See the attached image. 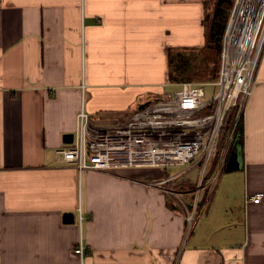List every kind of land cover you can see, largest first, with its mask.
I'll use <instances>...</instances> for the list:
<instances>
[{
  "label": "crops",
  "instance_id": "0c3cea01",
  "mask_svg": "<svg viewBox=\"0 0 264 264\" xmlns=\"http://www.w3.org/2000/svg\"><path fill=\"white\" fill-rule=\"evenodd\" d=\"M205 1L0 0V264H264V197L250 202L264 194V53L238 182L221 179L191 233L149 171L81 173L58 155L83 106L123 123L179 87L171 50L205 46Z\"/></svg>",
  "mask_w": 264,
  "mask_h": 264
},
{
  "label": "built area",
  "instance_id": "2783aa9c",
  "mask_svg": "<svg viewBox=\"0 0 264 264\" xmlns=\"http://www.w3.org/2000/svg\"><path fill=\"white\" fill-rule=\"evenodd\" d=\"M258 20L254 32L247 34V47L242 46L243 35L237 32L235 37L229 35L231 21L225 33L219 80L212 84L217 89L212 99L206 93V87L212 85L183 83L176 91L164 94L161 100L141 108L125 122L116 124L95 120L83 106L74 143L58 151L62 162L74 166L81 173L127 170L167 172L173 167H187L177 175L146 183L162 189L198 168L201 170L199 185L203 189V184L208 182L207 176L227 116L235 111V127L217 166V179L229 167L234 134L253 95L255 76L264 51V7ZM167 193L170 195L171 191L167 190ZM175 197L180 199L177 195ZM263 197L264 194L259 193L251 197L250 202L259 205ZM196 208L186 207L188 233L194 230L205 214L204 210L199 212ZM79 214L82 225L87 218L81 210ZM77 253L85 256L86 247L81 245Z\"/></svg>",
  "mask_w": 264,
  "mask_h": 264
},
{
  "label": "rangeland",
  "instance_id": "374dc122",
  "mask_svg": "<svg viewBox=\"0 0 264 264\" xmlns=\"http://www.w3.org/2000/svg\"><path fill=\"white\" fill-rule=\"evenodd\" d=\"M238 1L239 0L235 1V4H234L235 8H234V11L231 13L230 23L232 21L233 15L236 12V9L238 7L237 6L238 5L237 4ZM214 3H215L214 0H208L207 6H209V9L213 8V4ZM230 23H229V25H230ZM227 30H228V28H227ZM227 30H226V32H227ZM253 31H251V32H253ZM205 33H206V29H205ZM245 35L246 36L242 40L244 42V44L248 41V40L245 41V39L248 37L247 34H245ZM206 40H207V37H206ZM206 43H207V41H206ZM223 43H224V41H223ZM205 49H206V44L203 47H198V48H195V49L182 48V49L171 50L173 52L172 53V57H174V55L178 56V55H182V54H183V56H182L181 60H170V63H169V66H170V79H171V77L172 78L173 77H180V78H183V77H187L188 78L189 77L188 79H193L194 80V82H190V83H194V84H206V83H208V81L199 80V78H202L201 74H199V76L196 78L197 72H204L206 67H207V65L205 63V61L207 60V58H206L207 57V51H205ZM221 50H222V53H221L220 57L222 58L223 44H222ZM263 53H264V51H263ZM263 53H262V55H263ZM208 54H209V52H208ZM192 57H193V59H191ZM183 58H185V59H183ZM182 62H188V63H190L192 65V67L189 70V72H187V70L185 72L182 71L181 73L178 71V67H179L178 65L180 63H182ZM219 64H220V69H221V65H222L221 64V59H220V63ZM212 66H214V65H212ZM203 76H206V75H203ZM172 83L176 84V85L182 84V83H174V82H172ZM212 84H215V83H212ZM212 84H209V85H212ZM177 89H179V88L176 87V86H174V87L171 86L170 88H168V92L176 91ZM216 90L217 89L213 85L206 87V93L208 94V98L209 99H212V97L215 95ZM149 100H146V101H149ZM152 102H154V101H152ZM152 102H150V103H152ZM136 110H138V109H136ZM243 119H244V117L242 118V121H243ZM233 129L228 134V138L221 145V147H222L221 150L222 151H220V152L222 154L224 153L223 152L224 151V147L230 141V138H231L230 136H231V134L233 132ZM233 140H235V139H233ZM221 157H222V155H221ZM221 157L218 158L217 160L220 161ZM218 164H219V162H218ZM218 164H217V166H218ZM217 168L214 169L213 174H210L209 176H207L209 184H208V182L207 183L205 182L203 184V187H204L203 189H200V185H199L200 184V172H201V170L198 169V168H196L194 170H191V171H188L187 173L182 175L180 178H178L174 182H171V184L166 187V188L169 189V191H171V194L169 195L170 199H172L173 202L176 203V205L178 206V210L183 213L184 217L187 216V211H186V207L187 206L189 208L190 207L194 208V207L197 206V208H196L197 211L200 212L201 209H202V210L205 211V213L207 212L206 210H207L208 206L210 205V200H211V197H212L211 194L213 193L214 188L217 186V183H219L221 181V179L223 180V179H227V178L230 177V178L234 179L236 182H238L237 177H236L237 173H231V172L227 173V174H224L225 173L224 172L216 179L215 174L218 172ZM186 169H187V167H185V168L173 167V168H171L170 171H167V172L164 171V170H161V171H157V172L149 171V173L154 174V178H161L162 179V178H165V176L168 177V176H171V175H177L179 173H182ZM214 176H215V178H214ZM185 182L186 183H192L193 185H195V188L191 189V190L181 189L180 188L181 186L179 187V185L180 184H184ZM175 195H177L180 199L175 197Z\"/></svg>",
  "mask_w": 264,
  "mask_h": 264
},
{
  "label": "trees",
  "instance_id": "16d2710c",
  "mask_svg": "<svg viewBox=\"0 0 264 264\" xmlns=\"http://www.w3.org/2000/svg\"><path fill=\"white\" fill-rule=\"evenodd\" d=\"M215 3L213 4V8L209 9V6H207V2L208 0L205 1V21H206V33L205 36L207 37V43H206V49L205 51H207V60L205 61L207 67L205 69L204 72H197L196 78L199 76V74L202 75V78H199V80L202 81H208V83L206 84H212V83H217L218 82V78H219V72H220V55L222 53V44L225 38V33L226 30L229 26L230 23V16L231 13L234 11V4L236 0H214ZM209 52V54H208ZM174 55V57H171L170 60H181L182 55H178L176 56ZM187 57V56H186ZM185 57V58H186ZM191 57V56H190ZM183 58V59H185ZM193 59V57L191 58ZM214 65V66H212ZM178 71L181 73L182 71L185 72L187 70V72H189V70L191 69L192 65L188 62H182L178 65ZM206 75V76H203ZM182 77V76H181ZM189 78V77H188ZM187 77H171L170 80H172V82L174 83H190V82H194L193 79H188ZM205 83V82H204ZM147 106V105H146ZM145 107V106H143ZM142 107V108H143ZM236 112L233 111L231 112L226 119V125L224 127V130L221 134V138L220 141L218 143L217 149H216V154L214 156V159L211 163V168H210V172L208 173V176L210 174H213V171L215 168H217V164H218V158L221 157L222 153L220 151L221 150V145L223 144V142L228 138V134L232 131V129L235 126V121H236ZM244 133V122L241 120L240 124L238 125V128L235 131L234 137H235V143L237 141H243L244 137L243 134ZM234 143V144H235ZM181 186V187H180ZM188 186V187H187ZM179 187L181 189H194L195 185H193L192 183H184V184H180ZM211 200L213 199V194L211 195ZM208 210V208H207ZM206 210V211H207ZM208 212V211H207Z\"/></svg>",
  "mask_w": 264,
  "mask_h": 264
},
{
  "label": "bare ground",
  "instance_id": "6f19581e",
  "mask_svg": "<svg viewBox=\"0 0 264 264\" xmlns=\"http://www.w3.org/2000/svg\"><path fill=\"white\" fill-rule=\"evenodd\" d=\"M237 4L238 7L232 17L229 35L235 37L234 34L237 32L240 36L243 35L241 38L242 41L246 36L245 34L256 29L259 21V14L264 7V0H239ZM243 45L247 47L249 45V40L245 44L242 41V46Z\"/></svg>",
  "mask_w": 264,
  "mask_h": 264
},
{
  "label": "water",
  "instance_id": "95a60500",
  "mask_svg": "<svg viewBox=\"0 0 264 264\" xmlns=\"http://www.w3.org/2000/svg\"><path fill=\"white\" fill-rule=\"evenodd\" d=\"M237 5V4H236ZM74 140V135H68L67 137H65L64 142L68 145V144H73ZM228 169L226 170V173H230V172H235V171H239L240 170V166L239 163L237 162V156L234 154L228 164ZM64 223L67 225L70 224H75L76 222V216L73 213L70 214H64Z\"/></svg>",
  "mask_w": 264,
  "mask_h": 264
}]
</instances>
